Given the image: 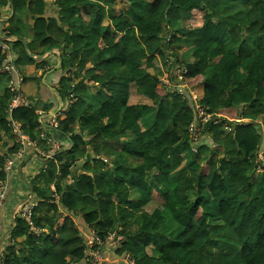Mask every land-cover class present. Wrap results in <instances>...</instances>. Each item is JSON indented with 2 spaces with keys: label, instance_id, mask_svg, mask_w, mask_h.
I'll list each match as a JSON object with an SVG mask.
<instances>
[{
  "label": "trees",
  "instance_id": "16d2710c",
  "mask_svg": "<svg viewBox=\"0 0 264 264\" xmlns=\"http://www.w3.org/2000/svg\"><path fill=\"white\" fill-rule=\"evenodd\" d=\"M9 1L6 36L31 39L29 53L9 41L15 65L40 68L46 61L30 54L59 48L58 91L72 104L52 128L65 147L31 184L33 226L16 216L2 264H93L87 241L104 248L111 233L123 239L110 248L135 264H264V0H241L239 25L218 13L236 0H56L55 26L46 0H0V15ZM7 53L0 48V181L23 148L11 119L46 150L50 137L34 105L9 113L17 92L2 71ZM167 62L202 87L199 100L173 89V74L164 82ZM132 84L153 104L131 103ZM106 142L117 148L104 161ZM87 153L86 170L72 171Z\"/></svg>",
  "mask_w": 264,
  "mask_h": 264
},
{
  "label": "crops",
  "instance_id": "0c3cea01",
  "mask_svg": "<svg viewBox=\"0 0 264 264\" xmlns=\"http://www.w3.org/2000/svg\"><path fill=\"white\" fill-rule=\"evenodd\" d=\"M57 10L58 9H57L56 0H46V6L44 7L43 14L45 18H48V19L52 18L54 26H55V22H57L60 25V20L58 18L59 15H58ZM12 11L13 9L11 7V2L9 1L8 5L2 8V12L0 15V48L8 51L7 53L8 58L6 59L5 62H8V63L10 62L12 65L15 66V69H17L18 71L19 80H20V90L19 91L20 93L23 94V96L26 99H28L30 103L28 107L32 105L36 107V112L41 117L40 121L44 125H46V129L48 128L50 137L49 138L46 137L47 142L45 144V146L49 147V149L47 150L44 149L38 142H35V141H31L30 143L25 142V143H22L23 148L13 156V159H8L6 162V167H5L6 178L4 179V181H6V184H7V188L5 191L6 199H5V203L0 212V230H1L2 238L4 239V244H5V241H7L8 243L11 238V231L16 226L15 224L16 216L17 215L20 216V213L18 212V207L21 204L36 203V197H35L36 195L33 194V189L31 185L34 181V178L38 177L41 174V172H45V170L47 169L46 161L50 159L51 157H53L54 154H57L59 151H61L60 149L63 148V146L65 147L64 144H66V142L62 143L61 141H59L57 137L54 135L53 133L54 131L52 128L58 127V125L57 127L53 125L54 119L58 123L57 117L59 115L61 116L62 112L67 111L69 105L72 104V101L70 99L61 98L59 91H58V89L61 87L60 81L63 77V71L60 70V68L55 69V67L59 64V57L62 56V52L59 48H54L52 50H49L45 52V54L43 55H32L31 54L32 58H34L38 62L40 60L46 61L43 65H41L40 68L37 67L35 63H29L30 65L28 66L21 65L20 67L15 65L16 60L18 59V55L13 52L11 42L9 41H13L17 38H14V37L8 38L5 32V27L7 26V22L10 17L9 14ZM29 23L31 25H34V19L31 18L29 20ZM27 34H29L28 29H27ZM23 40L27 44L29 41H31L30 37L28 39L23 38ZM38 49L39 47L37 46L36 51ZM43 66L45 67L42 68ZM12 73H13L14 80H16V73L14 72ZM162 73L164 74V72ZM169 76L172 77V70L170 71ZM174 77L176 78V75H174ZM36 79L37 80L41 79V82L38 83ZM181 82H182V79H181ZM9 84H10V81H9ZM193 86H188L187 84H185L184 86L189 90L192 97H193V93L196 94V90L198 92H201L203 90L202 87H198L196 90H194ZM24 91L27 93H25ZM199 99L200 98H198V100ZM196 106L199 107L200 105L198 106L196 104ZM201 114L205 116L207 115L210 116V114L204 113L203 107L200 106V111L198 115H201ZM18 124L21 126L20 123ZM191 127L195 128V125L191 124ZM76 129H79L78 125L76 126ZM13 130L15 133L14 135H15L16 140L20 141L17 133L15 132V129ZM54 142L58 143V147H54L53 145ZM105 145H110V146L112 145L113 150L117 148V144L106 142L102 146L101 152L99 154L101 158H102L101 153L106 154L108 156L113 151L112 150L110 152L107 149L103 150V147ZM90 150L93 151L92 148H90ZM88 154L90 155L91 153H87V155ZM87 155L84 159H81L75 164V166L72 168V171H76V169L77 171L86 170L85 168H83V164L86 159L88 160L91 159V156L88 157ZM102 159L106 161V158L105 159L102 158ZM9 160H13V163L10 167L8 163ZM51 187H54V186L51 185ZM31 225L33 226V224ZM82 231H86V233L88 234L92 232L90 228L88 230L83 229ZM83 234L85 233L83 232ZM112 234H113L112 238L115 237L114 233L109 234L106 240L107 245H105V247L103 248V251L108 256V258L111 260L110 263L112 262V263H117V264H124L122 262L118 263V259L115 260L112 257V252L110 248L112 247V245L108 242ZM85 238H86V235H85ZM19 240H22V238H20ZM109 259L105 261H108ZM107 263L110 264L109 262Z\"/></svg>",
  "mask_w": 264,
  "mask_h": 264
},
{
  "label": "rangeland",
  "instance_id": "374dc122",
  "mask_svg": "<svg viewBox=\"0 0 264 264\" xmlns=\"http://www.w3.org/2000/svg\"><path fill=\"white\" fill-rule=\"evenodd\" d=\"M240 1L241 0H236V3L232 4L228 8L222 9L221 11H219L220 8L215 9V10H216V12L219 11L218 13H219L220 18H222L223 20H226L228 23L238 24V25L239 24H243L244 23V18H245V14H244L245 10L242 8L243 6L240 4ZM117 3H118L117 7H121V6L124 5V3L122 1H119ZM204 3H206V2H204ZM209 8L212 9L210 6H209ZM172 18L176 19L177 16L173 14ZM238 36L239 35L235 32V34H233V36L231 38H233V37L238 38ZM21 65L28 66L30 64H29L28 60L24 59V60L19 61L18 64H17L18 67H20ZM171 70H172V74L176 75V78H175L174 82L180 84V85L179 84L174 85L175 87L173 89H177V90L178 89H184V88H181V87L185 86V84L181 82V79H182V77H183V75H184V73L186 71L185 70H183V71L176 70L175 68H173V66L170 64V62H167L166 64L162 65L161 71L164 72V74H162L161 78L164 80L165 83L168 84L169 83V79L167 78V76H168V74L170 73ZM150 72L154 73L155 71H154V69H150ZM25 93H27V92H25ZM193 95H194V98L196 100H198V98L200 97V95L197 92H196V94L193 93ZM130 102L131 103H149V104H153L152 100H149L146 97L138 94L137 87H136V85H133V84L130 86ZM217 116L225 118L224 116H221V115H217ZM206 118H207V116H205V120H210L212 118V114L209 116L208 119H206ZM243 121H247V120H243ZM262 127H264V126H262ZM104 149H107L110 152L113 150L112 149V145L111 146L110 145H105L103 147V150ZM101 155H102V158H104V159L107 158L106 154L101 153ZM258 157H259L260 160L264 159L263 152H260L258 154ZM51 188L54 190V187H51ZM55 198L57 199V195L55 196ZM167 221H168V219L164 222V224L162 226V229H166L168 227ZM112 237H113V234L110 236V238H112ZM122 239H123V236H119L117 238L114 237L113 240L111 241V243L113 245H115L116 243H118L119 240H122ZM2 242L4 243V239L3 238H2ZM94 245H95L94 241L91 242V240H89L87 242L88 250L93 256L92 257V261L94 262V264H96V263L97 264H108L107 262L110 263L111 260L108 258V256L105 254V252L102 251L99 247L96 248V249H93ZM149 249L150 248H148V250ZM111 252H112L113 259H115V260L118 259V263L122 262L124 264H135V262H134V260L132 258H130L128 256H125V255L123 256L122 254H117L115 252V250L113 251L112 249H111ZM3 258H4V256H3ZM107 259H109V260L108 261H104V260H107ZM2 263H3V259L0 260V264H2ZM110 264H113V263L111 262Z\"/></svg>",
  "mask_w": 264,
  "mask_h": 264
},
{
  "label": "built area",
  "instance_id": "2783aa9c",
  "mask_svg": "<svg viewBox=\"0 0 264 264\" xmlns=\"http://www.w3.org/2000/svg\"><path fill=\"white\" fill-rule=\"evenodd\" d=\"M2 71H10L11 73L14 72L16 73V80H11L10 84L12 85V91H15L17 92V94L13 97V100L10 104V109H9V113L17 108V107H20V106H29L30 103L28 101V99H26L22 93H20V80H19V74H18V71L15 69L14 66L11 65V63H7L3 68H2ZM193 99L196 100L194 98V95H193ZM199 111H200V108L198 107ZM209 118V115H207V118ZM53 125L55 127H57L58 123L56 122V120L54 119V122H53ZM11 126L13 129H15V132L17 133L19 139H20V142L21 143H25V142H31V140H29V138L24 134L23 130H22V127L16 123L15 121H13V119H11ZM191 131L193 132V135H195V131H196V127L193 128L191 127ZM54 147H58V143L57 142H54L53 143ZM9 167L12 165L13 163V160H9ZM6 188H7V184H6V181L2 180L0 181V212H1V209L5 203V199H6ZM58 198V197H57ZM36 205V203H31V204H21L19 207H18V212L20 213V215L30 224H32V221H31V218H32V209L33 207ZM89 240H91V242H95V244H98V247L102 250L101 246L104 244V241H102L100 238L96 237V238H90ZM88 240V241H89ZM113 238H110L108 241H112ZM87 241V242H88ZM3 242H2V234H1V230H0V260L3 259V256H4V253H3ZM87 245V243H86ZM97 247V248H98ZM93 249H96L95 248V245L93 246ZM87 250H88V246H87ZM103 251V250H102ZM88 253L90 255V260L91 262L94 264V262L92 261V254L89 252L88 250ZM105 261V260H104ZM97 264V263H96Z\"/></svg>",
  "mask_w": 264,
  "mask_h": 264
},
{
  "label": "water",
  "instance_id": "95a60500",
  "mask_svg": "<svg viewBox=\"0 0 264 264\" xmlns=\"http://www.w3.org/2000/svg\"><path fill=\"white\" fill-rule=\"evenodd\" d=\"M17 40H20L24 44L26 51L29 53L27 43L20 37H17ZM30 56H31V54H30ZM61 65H62V60H61V57H59V64L55 67V69L61 68ZM87 156L89 157L90 155L88 154Z\"/></svg>",
  "mask_w": 264,
  "mask_h": 264
}]
</instances>
